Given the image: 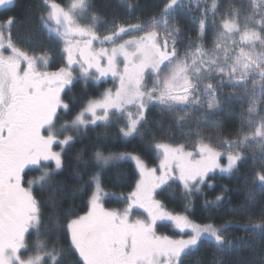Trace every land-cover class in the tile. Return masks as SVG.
<instances>
[{"label": "snow or ice", "instance_id": "obj_1", "mask_svg": "<svg viewBox=\"0 0 264 264\" xmlns=\"http://www.w3.org/2000/svg\"><path fill=\"white\" fill-rule=\"evenodd\" d=\"M41 4L46 11L39 16L41 26L54 21L57 27L50 31L65 42L66 63L56 71L41 70L47 67L48 54L36 55L29 37L13 38L14 26L28 30L30 23L24 25L17 17L0 22V264H185L205 243L220 253L236 248L239 241L234 244L226 235L229 223H196L186 214L168 211L156 196L170 187L169 181L181 182L190 196L213 187L218 173L240 179L250 157L254 170L242 178L246 200L251 203L257 191L264 193V0H195L194 7L193 0H164L159 15L148 23L113 22L106 35L79 22L92 12L91 0H73L67 8L55 0ZM0 6H14V0H0ZM31 8L25 9L26 15ZM182 11L194 27L181 23L177 13ZM98 19L91 16L93 22ZM74 71L86 81L111 75L119 83L115 92L109 89L76 110L61 96L73 84ZM233 102L247 105L240 128L228 135L223 128L215 137L205 134L208 121L224 111L222 104ZM153 109L159 120H150ZM114 123L122 125L118 132L125 141L153 137L150 147L161 157L157 167L131 152L105 154L99 149L108 134L96 132L95 170L87 190L69 189L57 179L68 171L65 158L76 143L73 133L79 136L90 127L95 132ZM153 123L170 139L175 140L173 128L187 139L158 141ZM83 154H76L78 175L80 165L88 164L81 161ZM125 160L135 162L140 179L124 196L127 206L110 210L104 207L110 193L101 176ZM30 167L38 174L25 179ZM111 179L119 182L124 174L118 171ZM34 189L48 199H38ZM229 191L222 186L213 200L205 199L204 207L220 204ZM57 193L86 196L87 211L80 215L72 207H59L63 202L55 199ZM49 205L51 214L44 211ZM135 208L143 209L146 217L133 216ZM252 219L241 227L264 237V214L255 223ZM165 221L179 230L180 239L158 234V222ZM32 234L36 240L30 247L27 237ZM50 234H63L67 248L53 245L49 250L42 237ZM259 264H264V253Z\"/></svg>", "mask_w": 264, "mask_h": 264}, {"label": "trees", "instance_id": "obj_2", "mask_svg": "<svg viewBox=\"0 0 264 264\" xmlns=\"http://www.w3.org/2000/svg\"><path fill=\"white\" fill-rule=\"evenodd\" d=\"M57 3L68 4L69 0H55ZM164 0H91L93 4L92 12L82 16V21L88 22L91 20V16L95 15L99 17L95 21L100 30H106L113 28V22L117 24L129 22L131 20L140 19L143 21L150 20L153 16H158L160 8L163 5ZM226 3L227 0H222ZM246 2V0H245ZM128 3L132 4V8L127 7ZM31 5L30 14H25V9ZM46 11L41 4V0H14V6H2L0 8V19L6 21L9 17H17L24 22V25L30 23L31 28L25 30L23 25L14 26L12 35L13 38H23L29 37L33 46H39L40 51L46 52L48 57L51 59V67H56L61 65L63 53H60V49L56 47L53 40L56 38L52 35H58L55 31H50L53 27L49 24L47 26L48 32L45 34L41 29V23L39 20L40 15H45ZM88 15H91L89 18ZM178 18L182 24H186L188 27H194L193 24L189 22V16L186 11L178 12ZM88 18V19H86ZM29 33H32L29 36ZM61 39L62 37L58 35ZM48 37V38H47ZM211 38V33H209V38L207 45H211L209 39ZM56 42L60 43L56 40ZM65 47V46H64ZM211 47V46H209ZM64 50V48L62 49ZM39 52V53H41ZM60 57L61 59H58ZM114 80L108 79L100 83H95L92 81H86L84 78L76 79L73 84L64 91L63 100H65L70 105H73L76 110L84 107V105L91 98L98 97L102 92L109 86H113ZM229 89H225L227 93ZM224 111L215 119L209 120L204 128L205 134L215 137L220 128L225 130V135L229 132L235 133L241 126V116L243 114V108L247 105L233 102L231 104H222ZM75 113H73L74 115ZM150 120L156 121L160 119L157 110L153 109L150 114ZM65 119H70V116H65ZM122 125L113 124L109 128H96V131H92L90 127L85 134L76 136V143L71 149L68 150V155L65 158V163L68 165V171L58 176L57 179L65 181L69 189L83 187L87 190L88 179L91 173L95 170V161L93 159V152L96 149V144L98 143L96 139V132L104 133L108 135L104 139L99 150L104 151L105 154L108 152H131L143 157L147 164L150 166H157L160 160V156L157 151L153 150L150 145L153 142L152 136H145L143 139L140 137L130 138L129 141H125L120 137L118 132V127ZM164 126H168V122L165 120ZM153 132L155 133L156 140H163L168 143L180 142L183 143L185 138H181V134L175 128L172 130V135L175 140L169 138L168 133H162L157 131V126L155 123L151 125ZM248 131V130H246ZM229 138H236L235 136H230ZM83 151V156L80 157L81 161H87V168L83 164L79 167V175L76 170V154ZM189 150H192L189 148ZM249 155V153H245ZM222 161H225L222 159ZM226 162V161H225ZM254 170L253 161L251 157L248 161L241 167V178H231L227 174H217V178L213 181V187H203L202 193H194L190 196H185L182 183L179 181L170 182V187H167L162 194L157 195V197L163 202L165 207L176 213H186L191 220L196 223H208L212 222L217 226L229 223L230 226L227 229L226 235L228 238L232 239L233 243L239 241V245L231 251H226L223 253L217 252L216 248L211 243H205L201 246L199 252L195 253L192 257L185 261V264H197L199 260L201 264H213L215 260H220L223 264H259L261 253H264V237H261L259 231L253 232L251 230H245L242 225H249L250 218L252 223H255L259 217L264 214V193L257 191L254 194V200L249 203L246 200V191L242 182L243 175L251 174ZM258 170V169H256ZM122 172L124 174V179L116 182L111 177H114L116 172ZM38 172L35 168H28L25 171V179H30L37 175ZM139 178V171L135 168V162L131 160H125L119 162V167H110L105 170L102 174L101 179L104 185L105 191L110 193L109 196L104 198L106 205L121 206L124 204V196L133 191ZM83 180V184H81ZM222 186H226L231 191L225 193V199L215 207L208 209L204 207V201L213 200L218 194L222 192ZM160 191V190H159ZM158 191V193H159ZM34 195L42 201L48 199V194H41L36 192L34 189ZM55 199L62 201L63 203L58 205L62 208L72 207L75 211L83 215L87 211V197L83 198H72L70 195L57 193ZM190 210L185 212V206L188 202ZM45 212L51 214V206H46L44 208ZM158 230H168L174 234H180L177 231H173L171 224L166 226L160 225ZM31 232V230H30ZM181 237V235H180ZM184 238H187L184 236ZM242 238V239H241ZM29 246L35 242L36 236L32 234L27 237ZM48 245L49 250L55 245L57 248L66 249L68 246V239L59 235H48L42 237ZM244 241H248L245 244ZM33 254V253H27Z\"/></svg>", "mask_w": 264, "mask_h": 264}, {"label": "rangeland", "instance_id": "obj_3", "mask_svg": "<svg viewBox=\"0 0 264 264\" xmlns=\"http://www.w3.org/2000/svg\"><path fill=\"white\" fill-rule=\"evenodd\" d=\"M71 3H73V0H69V2H68V4H62V3H59V4H61L62 6H64L65 8H67ZM194 4H195V0H193V7H194ZM0 7H2V6H0ZM46 15V14H45ZM84 16V15H83ZM91 15H88L87 17L89 18ZM81 18H83L82 16L79 18V22L83 25V26H94V28H95V30L97 31V33L98 34H100V35H106V34H108V32L112 29V28H109V29H106V30H100L99 29V27H98V25L97 24H95V22H93V21H91V20H89L88 22H85V21H82V19ZM88 18H86V19H88ZM141 22V23H148L150 20H146V21H143V20H140V19H136V20H131V21H129V22H125V23H121V24H126V23H136V22ZM49 24L53 27V29H55L56 27H57V25L55 24V22L54 21H49ZM41 26V25H40ZM41 29L43 30V33L45 34V36H46V33L48 32V28H47V26H41ZM53 32V31H52ZM54 33V32H53ZM52 37H55L56 38V40L57 41H59L60 43H58V42H56V40L54 39L53 41L56 43V44H59V45H56V47L57 48H59L60 49V53H63V58H62V60H60L61 62V65H58V66H56V67H51V59L49 58V60H48V64H47V67L46 68H42L41 70H47V71H56L59 67H62V66H64L65 65V63H66V59H67V57H66V55L64 54V50H62L63 48H64V46H65V42H64V39H63V37H62V39L58 36V35H52ZM48 38V37H47ZM128 38H130V37H125V39H128ZM69 39H75L74 37H69ZM209 41L211 42V38L209 39ZM39 46H41V45H35V46H33V48L35 49V54L36 55H40L41 53H39V52H41L40 51V49H39ZM42 46H43V44H42ZM103 47H111V45L110 44H104V45H102ZM208 47L209 46H211V45H207ZM94 47H96V48H99V47H101V45L98 43V42H94ZM58 59H61L60 57H57ZM74 68L76 67V66H73ZM73 76L75 77V79H74V81L76 80V79H78V78H82L83 79V77L79 74V72H77V71H74L73 72ZM108 79H112V80H114V82L115 83H113V86H109L108 88H106L103 92H102V94L100 95V96H98V97H95V98H91L90 100H94V99H100L101 97H102V95L107 91V90H109V89H111L113 92H115V90H116V87L118 86V80L117 79H115L114 77H112L111 75H109V76H106V77H101L100 78V80H95V79H88L87 81H92V82H95V83H100V82H102V81H106V80H108ZM70 87V86H69ZM68 87H66L65 88V90L67 89ZM64 90V91H65ZM63 95H64V93H62L61 94V96H62V99H63ZM64 102H66L65 100H64ZM67 103V102H66ZM248 131H250V130H248ZM54 150H57V151H59V148H55V146H54ZM160 159H161V157H160ZM221 163H226L225 161H222L221 160ZM148 166L149 167H157V166H150L149 164H148ZM28 168H26L25 169V171L27 170ZM139 179H140V174H139V178H138V181H139ZM137 181V182H138ZM170 182H172V181H169V183ZM25 187L27 186L26 184L24 185ZM135 190V187H134V189H133V191ZM159 191V189L157 190V192ZM131 193V192H130ZM156 198L157 199H159L157 196H156ZM160 200V199H159ZM103 203H104V207L105 208H107V209H119V210H122L123 208H125L127 205H126V203L124 202V204L123 205H121V206H114V205H106V203L103 201ZM167 209V208H166ZM168 211H171V210H169V209H167ZM171 212H173V211H171ZM174 213H176V212H174ZM178 214H186V213H178ZM146 213H145V211L143 210V209H141V208H135V209H133V216H139L140 218H145L146 217ZM187 215V214H186ZM170 222H158V225H157V232H158V234H160V235H166V236H169V237H171V238H173V239H180L181 237H180V235L181 234H174V233H171V232H169L168 230H158L159 229V227H160V225H162L163 227L164 226H166L167 224H169ZM171 228L172 229H174L173 231H177L178 233H179V230L178 229H175L173 226H171ZM187 237V236H186ZM184 238V237H183Z\"/></svg>", "mask_w": 264, "mask_h": 264}, {"label": "flooded vegetation", "instance_id": "obj_4", "mask_svg": "<svg viewBox=\"0 0 264 264\" xmlns=\"http://www.w3.org/2000/svg\"><path fill=\"white\" fill-rule=\"evenodd\" d=\"M1 8V7H0ZM0 22H4V21H2L1 19H0Z\"/></svg>", "mask_w": 264, "mask_h": 264}]
</instances>
